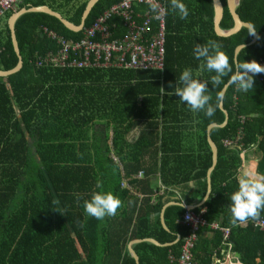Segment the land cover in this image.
<instances>
[{"label": "trees", "instance_id": "trees-1", "mask_svg": "<svg viewBox=\"0 0 264 264\" xmlns=\"http://www.w3.org/2000/svg\"><path fill=\"white\" fill-rule=\"evenodd\" d=\"M88 1L21 0L17 9L47 4L79 24ZM120 1L99 0L85 27ZM222 1L225 13L220 24L229 29L234 20L227 0ZM161 2L168 8L163 70L36 68L33 59L37 54L58 50L43 35L44 27L71 40H79L83 30L75 33L45 12H28L17 20L23 67L7 78L0 77V264H136L128 249L132 240H142L134 245L140 264H178L183 239L191 230L180 221L187 208L167 207V230L160 222L152 223V196L141 200L132 217L127 202H138L132 186L142 192L138 184L148 185L134 176L145 170L147 161L169 152L173 156L169 162L181 171L169 180L163 178L164 185L189 187L190 181L197 180L206 194L213 165L208 127L225 122L221 101L229 119L210 133L218 149V164L211 173L209 198L194 208L195 213L205 209L206 224L197 230L193 259L197 264H213L214 253L229 249L224 243L229 242L243 264H264V229L251 220L233 225L228 207L238 188L243 153L256 147L264 168V82L256 75L253 90L244 93L230 83L229 74L222 84L213 86L210 77L215 73L202 69L205 61L194 56L195 45L211 39L222 45L233 70L240 45L246 46L237 62L255 59L264 63V0H240L237 6L242 20L256 28L259 38L253 44L255 36L246 26L229 37L216 34L213 0H182L189 10L184 20L171 10L170 0ZM141 6L149 8L144 1ZM12 11L0 28L3 71L19 62L8 24ZM122 31L116 36L124 38ZM185 68L209 81L208 94L215 106L212 116L191 111L174 93ZM194 136L196 146L188 143ZM169 137L177 141L172 145L174 153ZM187 145L195 152L187 155L183 149ZM263 168L259 167L260 172ZM126 178L130 179L125 184ZM96 191H112L122 200L115 216L96 220L86 215L84 201ZM163 202L156 198L153 207L160 210ZM214 222L230 228L227 239L222 230L212 227ZM149 238L174 244L155 245L146 241Z\"/></svg>", "mask_w": 264, "mask_h": 264}, {"label": "built area", "instance_id": "built-area-1", "mask_svg": "<svg viewBox=\"0 0 264 264\" xmlns=\"http://www.w3.org/2000/svg\"><path fill=\"white\" fill-rule=\"evenodd\" d=\"M145 0H122L113 4L99 15L88 27L83 28V36L79 40L67 39L43 28V35L58 45V50L37 54L33 59L36 68H72V69H108L111 67L126 70H148L164 68L166 46V23L164 15L159 19L149 8L141 6ZM21 0H0V19L7 12L16 10ZM160 4L163 6L161 0ZM119 19V20H115ZM153 23V26L151 24ZM155 26V29H154ZM120 29L124 38L117 37ZM264 65V63H261ZM264 82V73L259 74ZM230 146L232 143L226 142ZM141 175V173H140ZM185 224L190 227L184 251L178 264H197L192 256L197 230L206 224L202 213L186 210L183 215ZM255 225L264 229V217L254 221ZM212 227L220 228L227 239L229 227H222L217 222ZM231 251L232 246L225 242Z\"/></svg>", "mask_w": 264, "mask_h": 264}, {"label": "clouds", "instance_id": "clouds-1", "mask_svg": "<svg viewBox=\"0 0 264 264\" xmlns=\"http://www.w3.org/2000/svg\"><path fill=\"white\" fill-rule=\"evenodd\" d=\"M145 2L155 19H159L168 11V8L162 7L159 0H145ZM170 8L179 15L180 19H187L189 10L182 0H170ZM249 34L259 38L254 26H250ZM194 56L197 60L205 61L201 65L202 69L206 68L209 72L215 73L210 77L213 86L222 84L223 77L231 74L230 83L235 85L236 90L249 93L254 87V77L264 73V65L255 59L236 62L233 70V64L222 45L211 39L204 44L197 43ZM208 82L196 78L191 68H185L177 80L174 93L190 107L191 111H203L206 116H212L215 106L211 103V95L208 94ZM98 187L101 186L98 184ZM83 206L87 216L103 220L106 216H115L123 206V202L112 191H96L92 193L90 199L84 201ZM228 207L233 225L246 224L250 220L259 221L261 213L264 212V173L244 172L239 177L237 190L230 196Z\"/></svg>", "mask_w": 264, "mask_h": 264}, {"label": "crops", "instance_id": "crops-1", "mask_svg": "<svg viewBox=\"0 0 264 264\" xmlns=\"http://www.w3.org/2000/svg\"><path fill=\"white\" fill-rule=\"evenodd\" d=\"M14 11H12V13ZM3 18H1L0 20H2ZM3 25H4V23L2 25H0V28H2ZM139 130L140 129H138L137 134H139ZM210 133H211V130H209V128H208V139L211 138ZM167 140H168L169 144H171L170 145L171 153H174L175 149L173 148L172 145L177 143V141L173 142L172 137H169ZM195 141H196V138L194 136V138L190 139V141L188 143H191L192 145L196 146ZM188 146L189 145H187L186 147H183V149L187 152L186 153L187 155L195 152L194 148H192L191 146H189V147ZM242 158H243V164H242V167L238 173V179L244 172H249L252 174L264 173V168L262 165L263 163L261 162L263 159H262V156L258 152L256 147H254L248 151H245L242 155ZM170 159H173V156L169 152L165 155H160L158 160L153 158L152 161H147L146 162L147 166L145 168L146 171L143 169L134 177H137L140 180L146 181L148 185H143L141 183L138 184L139 187H141L142 192H140V191L138 192V188L131 185L133 188L132 189L133 193L137 194L139 196V198L136 199V201H138V202H127L128 203L127 208L129 210V215H130V217H132V215H134V216L137 215L138 209H136V208H139V206L141 205V200L143 198L148 197L149 195L152 196V199H151L152 208L149 210V214L151 216L152 223L154 225H156L158 222H160L162 224V226H164V228L167 230L170 229L169 225L167 224V220H166V209L169 205L178 204V205H181V206L187 208V210H193L194 211L195 207L201 206V204L204 201V198L207 194V191H206V194L203 195V193L201 191V182L197 181V180L190 181L189 187H191L192 189H190L189 187H185V185H180V187L179 186L178 187L172 186L171 188L170 187L167 188L166 185H164L163 178H165L166 180H169V178L171 179L170 176H172V174H175V173L181 171V170H176L174 168L175 165L172 162L171 163L169 162ZM156 162H158V163H156ZM259 167L263 168L262 172H260ZM140 173H141V175H140ZM129 179L126 178L125 184L128 183ZM207 179H208V176H207ZM129 185H130V183H129ZM207 190H208V187H207ZM156 198H160V199L162 198V200L164 201L160 210L158 208L153 207L155 205ZM131 200L134 201V199H131ZM187 205L188 206L194 205V208H189V207H187ZM123 209L120 211L122 212ZM204 211H205V209H202L201 212H197V213L203 214ZM180 221L185 226H187V227L189 226V225L185 224L184 217H182L180 219ZM213 228H215V227H213ZM215 229H217V228H215ZM218 229H220V228H218ZM187 236L188 235H186L183 239L184 244L181 247V253L184 251ZM180 238H181V236H178L177 241L180 240ZM197 238H198V236H197ZM151 239H153V238H151ZM177 241L175 243H177ZM196 241H197V239H196ZM196 241L194 242V247H195ZM159 244L164 245V246H171L174 243H167V244L159 243ZM134 245H133V248H134ZM193 249H192V256H193ZM215 251H216V249H215ZM212 258L214 261L213 264H243L240 261V259L238 258V256L232 253V250L228 251V249H226V248L222 249L221 252H219V253L216 251Z\"/></svg>", "mask_w": 264, "mask_h": 264}, {"label": "water", "instance_id": "water-1", "mask_svg": "<svg viewBox=\"0 0 264 264\" xmlns=\"http://www.w3.org/2000/svg\"><path fill=\"white\" fill-rule=\"evenodd\" d=\"M99 0H89L87 3V6L83 12L82 18H81V22L79 24H76L72 21H70L68 18L64 17L62 15V12L55 10L54 8L50 7L47 4L44 5H38V6H29V7H22L20 9L15 10L10 17L8 18V24H9V28L11 30V38H12V42H13V46L15 49V52L18 56L19 62L17 64V66L9 71H3L0 70V77L3 78H7L9 76H11L12 74L17 73L18 71H20L23 67V58L19 49V43H18V39L16 36V22L17 20L25 13L28 12H45L48 13L50 15H54L56 17H58L61 22L70 30L75 31V33H78V31H82L83 28L85 27V23H86V19L89 16V14L91 13V10L93 9V7L96 5V3ZM240 0H227V4L229 7V10L232 14L233 20H234V25L229 28V29H223L221 27V20L224 16L225 13V7L223 4L222 0H213V4H214V9H215V16H214V27H215V31L216 34L218 36L221 37H229L232 36L236 33H238V31L243 27H249L253 26L250 22H246L244 20H242V18L240 17L239 13L237 12V6L239 4ZM257 41V37H254V40L252 41L251 44L255 43ZM246 45H240L237 47L236 51H235V60L236 62L238 61L237 57L240 53V51L245 47ZM228 88V85H226L222 91V99L224 98V95L226 93V90ZM220 107L221 109L224 111L225 115H226V120L223 124L218 125V124H211L208 128L209 130H212V128L220 126V127H224L229 119V115L228 112L224 109V105H223V101H221L220 103ZM208 143L211 147V151H212V155H213V165L212 167L209 169L208 171V190H207V194L204 198V201L202 202V204L205 203V201L208 199L211 191H212V179H211V173L213 172L214 168L217 166L218 164V149L215 145V143L212 141L211 138L208 139ZM201 204V205H202ZM187 207L189 208H194V205H187ZM142 240H133L129 243L128 245V249L130 254L132 255V257L135 259L136 264H140V258L138 256V254L135 252L133 245L140 242ZM146 241L152 242L156 245H160L156 240L154 239H146Z\"/></svg>", "mask_w": 264, "mask_h": 264}, {"label": "rangeland", "instance_id": "rangeland-1", "mask_svg": "<svg viewBox=\"0 0 264 264\" xmlns=\"http://www.w3.org/2000/svg\"><path fill=\"white\" fill-rule=\"evenodd\" d=\"M5 24V20H4V18H3V20H0V25H2V24ZM4 26V25H3ZM116 159V158H115ZM116 161H118L119 162V160H116Z\"/></svg>", "mask_w": 264, "mask_h": 264}, {"label": "bare ground", "instance_id": "bare-ground-1", "mask_svg": "<svg viewBox=\"0 0 264 264\" xmlns=\"http://www.w3.org/2000/svg\"><path fill=\"white\" fill-rule=\"evenodd\" d=\"M3 20V19H2ZM166 47V46H165ZM70 69V68H69ZM85 70V69H84Z\"/></svg>", "mask_w": 264, "mask_h": 264}]
</instances>
